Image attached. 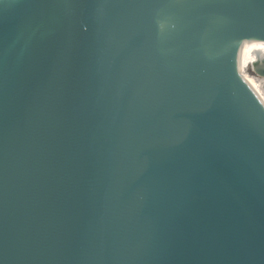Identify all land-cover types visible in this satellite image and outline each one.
<instances>
[{"label":"water","instance_id":"water-1","mask_svg":"<svg viewBox=\"0 0 264 264\" xmlns=\"http://www.w3.org/2000/svg\"><path fill=\"white\" fill-rule=\"evenodd\" d=\"M254 39L264 0H0V264H264Z\"/></svg>","mask_w":264,"mask_h":264},{"label":"rangeland","instance_id":"rangeland-1","mask_svg":"<svg viewBox=\"0 0 264 264\" xmlns=\"http://www.w3.org/2000/svg\"><path fill=\"white\" fill-rule=\"evenodd\" d=\"M255 57L250 54L245 55L241 61V68L244 75L249 79L251 84L254 86L260 97L264 101V76L259 75L255 72L252 62Z\"/></svg>","mask_w":264,"mask_h":264},{"label":"bare ground","instance_id":"bare-ground-1","mask_svg":"<svg viewBox=\"0 0 264 264\" xmlns=\"http://www.w3.org/2000/svg\"><path fill=\"white\" fill-rule=\"evenodd\" d=\"M248 54L255 57L254 62H252L253 66L264 61V43L260 39L247 41L242 49L241 61Z\"/></svg>","mask_w":264,"mask_h":264}]
</instances>
